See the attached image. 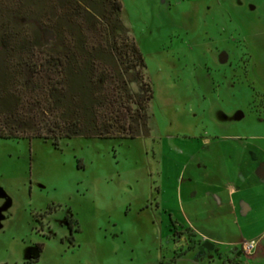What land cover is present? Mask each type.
Segmentation results:
<instances>
[{
	"label": "rangeland",
	"instance_id": "1",
	"mask_svg": "<svg viewBox=\"0 0 264 264\" xmlns=\"http://www.w3.org/2000/svg\"><path fill=\"white\" fill-rule=\"evenodd\" d=\"M123 2L155 91L149 127L0 138V264H264L239 244L264 229V202L250 218L244 192L237 215L215 198L264 164V0Z\"/></svg>",
	"mask_w": 264,
	"mask_h": 264
},
{
	"label": "trees",
	"instance_id": "2",
	"mask_svg": "<svg viewBox=\"0 0 264 264\" xmlns=\"http://www.w3.org/2000/svg\"><path fill=\"white\" fill-rule=\"evenodd\" d=\"M124 9L123 0H0V138L58 145L149 127L155 91Z\"/></svg>",
	"mask_w": 264,
	"mask_h": 264
},
{
	"label": "crops",
	"instance_id": "3",
	"mask_svg": "<svg viewBox=\"0 0 264 264\" xmlns=\"http://www.w3.org/2000/svg\"><path fill=\"white\" fill-rule=\"evenodd\" d=\"M259 150L261 152V155L264 157V148L259 147ZM253 151L255 152V150ZM258 163L259 162H255V164L252 165L250 169L246 170V173L243 174L244 176L242 180H240L239 179L240 177L236 175L235 178H233L231 181H228L227 184L221 186L222 190L215 189L216 190L215 198L217 199L216 201L219 203V205H222V203L224 202H228L232 208V212H234L237 215L239 206L234 196L241 192H244V196L241 199L243 205L242 210L246 216L253 218L252 217L253 213L257 211L256 203L258 201L264 202L263 192L258 195L256 194V191L258 189L264 188V164L258 166ZM224 191L227 192V195L230 196L229 199L221 197L222 192ZM253 191L257 195L256 197H253L254 195ZM261 208H263L262 210H264V204L261 206ZM206 239H209L210 241H213L216 244V241H214L213 239L210 238H206ZM247 241H254L256 243V247L264 251V229L260 230L259 232H256L251 238L248 239L243 238L239 242V244L241 243L242 244L241 246H243ZM236 247L238 246H235L233 248ZM260 250H258V253L260 252ZM252 255L255 256L254 253Z\"/></svg>",
	"mask_w": 264,
	"mask_h": 264
},
{
	"label": "built area",
	"instance_id": "4",
	"mask_svg": "<svg viewBox=\"0 0 264 264\" xmlns=\"http://www.w3.org/2000/svg\"><path fill=\"white\" fill-rule=\"evenodd\" d=\"M255 246H256V244H255L254 241H247V242L245 243L244 248H245V250H247L248 252H251V251L255 248Z\"/></svg>",
	"mask_w": 264,
	"mask_h": 264
},
{
	"label": "flooded vegetation",
	"instance_id": "5",
	"mask_svg": "<svg viewBox=\"0 0 264 264\" xmlns=\"http://www.w3.org/2000/svg\"><path fill=\"white\" fill-rule=\"evenodd\" d=\"M206 240H209V239H206Z\"/></svg>",
	"mask_w": 264,
	"mask_h": 264
}]
</instances>
